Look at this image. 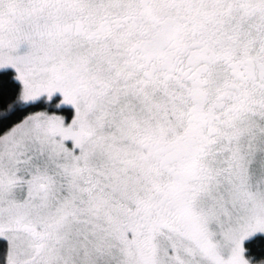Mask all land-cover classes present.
<instances>
[{"label":"snow or ice","instance_id":"6c2138e0","mask_svg":"<svg viewBox=\"0 0 264 264\" xmlns=\"http://www.w3.org/2000/svg\"><path fill=\"white\" fill-rule=\"evenodd\" d=\"M0 264H264V0H0Z\"/></svg>","mask_w":264,"mask_h":264}]
</instances>
